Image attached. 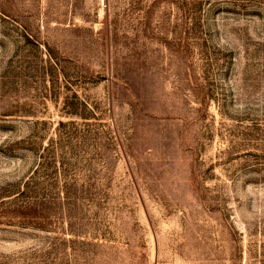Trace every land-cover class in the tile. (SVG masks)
I'll list each match as a JSON object with an SVG mask.
<instances>
[{
  "label": "rangeland",
  "instance_id": "rangeland-1",
  "mask_svg": "<svg viewBox=\"0 0 264 264\" xmlns=\"http://www.w3.org/2000/svg\"><path fill=\"white\" fill-rule=\"evenodd\" d=\"M0 264H264V0H0Z\"/></svg>",
  "mask_w": 264,
  "mask_h": 264
}]
</instances>
